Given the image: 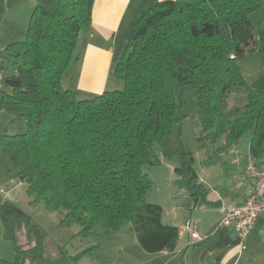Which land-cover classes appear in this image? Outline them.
Listing matches in <instances>:
<instances>
[{
    "label": "trees",
    "instance_id": "trees-1",
    "mask_svg": "<svg viewBox=\"0 0 264 264\" xmlns=\"http://www.w3.org/2000/svg\"><path fill=\"white\" fill-rule=\"evenodd\" d=\"M264 0H165L146 10L114 74L122 90L82 98L63 87L76 56L80 33L91 22L87 0H35L27 38L6 47L16 74L6 75L3 102L25 108L26 130L2 136L16 151L19 179L32 205L62 211V224L81 227L82 240L96 227L105 233L131 225L150 254L174 251L179 228L163 223L161 205L147 200L154 182L149 169L160 164L155 145L187 117L177 100L190 85L202 134L199 147L248 140L257 158L264 151V92L251 86L241 61L256 50L251 16ZM247 90L243 108L229 107L233 88ZM10 90L7 93L6 90ZM196 200H205L195 158L182 153L176 169ZM11 232L16 260L37 264L49 258L43 235L34 239L26 215L10 200L0 205ZM91 247L74 261L91 256ZM60 253L67 255L59 246Z\"/></svg>",
    "mask_w": 264,
    "mask_h": 264
},
{
    "label": "crops",
    "instance_id": "crops-1",
    "mask_svg": "<svg viewBox=\"0 0 264 264\" xmlns=\"http://www.w3.org/2000/svg\"><path fill=\"white\" fill-rule=\"evenodd\" d=\"M87 1L92 18L80 33L76 56L72 62L76 71L72 70L70 82V88L76 90L82 98L110 91V84L115 81L112 79L117 77L114 74L115 66L130 42L137 21L146 10L165 0ZM9 3L10 0L8 5ZM17 42L23 41L15 39L4 47L3 52L0 48L6 75L16 74L14 60L9 56L6 47ZM117 80L122 81L118 77ZM6 91L10 93L9 89ZM11 109H19L23 118L25 108L5 104L3 94L0 93V111L9 112ZM187 120L182 121L179 127L180 145H176V141L172 143L176 124L171 136L156 144L162 146L161 149L155 145L160 164L149 170L154 186L147 194V200L150 201L151 195L156 196L152 197L151 203L162 206V220L165 225L180 229L191 219L202 238L201 241L193 242L189 234H184L179 236L174 251L150 254L141 247L137 241V232L130 224L113 233H105L102 227H96L85 240L77 236L81 231V227L77 226L75 236L80 247L75 253L71 254L65 249L67 255L52 254L54 259L46 258L37 264H44L46 261L49 264L57 261H61V264H264V213L258 217L247 249L243 252L239 248L235 227L222 225L225 210L244 204L248 198L249 186L252 184L247 171V158L251 155L248 140L242 139L233 146H225L222 142L200 148L198 138L202 134V128L195 115L190 130L189 147L184 126ZM184 151L190 152L195 158L197 178L208 189L205 200L193 198L176 172L182 165ZM255 160L258 167L263 168L264 151ZM10 199H13L10 195L0 196V205ZM2 218L0 209V259L13 262V237ZM92 239L95 243L90 247H82L83 241ZM95 246L97 247L91 256L73 260V257Z\"/></svg>",
    "mask_w": 264,
    "mask_h": 264
},
{
    "label": "rangeland",
    "instance_id": "rangeland-1",
    "mask_svg": "<svg viewBox=\"0 0 264 264\" xmlns=\"http://www.w3.org/2000/svg\"><path fill=\"white\" fill-rule=\"evenodd\" d=\"M0 0V48L1 52L4 51V47L18 39L19 41H25L27 38V31L31 16L35 7V0ZM251 21L256 32V50L249 53L241 61V67L248 83L256 90L264 92V8L251 16ZM17 41V40H16ZM72 70L74 72V63L63 77V87L65 89H71L70 82L72 79ZM115 80L110 84L109 90H122L124 88V82L118 81L117 77H113ZM119 82V83H118ZM120 84V85H119ZM177 100L181 103L183 112L187 115L188 119L185 123L186 141L190 147V130L192 127V120L195 117V99L193 96V90L190 85L183 86L182 99L180 98V90L177 89ZM99 95L94 93L90 95L93 97ZM89 98V97H88ZM229 106L243 108L248 103L247 90L241 87H235L232 89L229 96ZM19 108V107H13ZM19 109H11L9 112L0 111V196L8 197L10 195L13 199L10 201L17 204L26 215L25 227L31 230L34 239L37 238V231L43 235V244L46 248L48 259L52 260V254L60 253L59 246H62L69 251V253H75L79 246L77 237L75 236L78 231L77 225L75 227H66L62 224L65 214L62 211L49 212L43 205H32L30 197L26 193V185L18 177L20 163L16 151L12 148L6 147L2 144V135H13L15 133H22L23 129H26L25 123L21 116ZM14 120V122H13ZM180 124H176L174 127V136L172 137L176 145H180ZM156 145L159 150L162 146ZM173 146V145H172ZM174 148L172 147V151ZM212 152V151H211ZM199 160V159H198ZM151 169V168H150ZM149 169V170H150ZM3 189V191H1ZM152 197H149L151 202ZM78 236V235H77ZM89 242V243H88ZM83 248L90 247L95 241L88 240L83 241ZM91 243V244H90ZM14 250V244H13ZM16 260V254L14 251L13 262ZM61 261H57L53 264H61ZM44 264H49L47 261Z\"/></svg>",
    "mask_w": 264,
    "mask_h": 264
},
{
    "label": "built area",
    "instance_id": "built-area-1",
    "mask_svg": "<svg viewBox=\"0 0 264 264\" xmlns=\"http://www.w3.org/2000/svg\"><path fill=\"white\" fill-rule=\"evenodd\" d=\"M5 69L0 56V92L3 90ZM247 171L252 179L249 186L248 198L240 206L225 210L222 225H233L239 238V248L243 252L247 249L249 238L256 226L258 217L264 213V167H258L253 156L247 158ZM189 234L193 242L202 240L195 223L188 219L179 229V236Z\"/></svg>",
    "mask_w": 264,
    "mask_h": 264
}]
</instances>
